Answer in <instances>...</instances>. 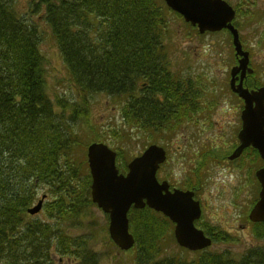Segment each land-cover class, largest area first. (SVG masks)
<instances>
[{
	"label": "trees",
	"instance_id": "trees-1",
	"mask_svg": "<svg viewBox=\"0 0 264 264\" xmlns=\"http://www.w3.org/2000/svg\"><path fill=\"white\" fill-rule=\"evenodd\" d=\"M35 7L78 95L75 100L50 96L40 48L44 32L36 20L21 15L15 0H0V264H53V256L72 253L81 257L80 264H99L91 252H80L85 237L68 234L82 228L85 208L92 204L86 148L100 140L86 133L82 138L71 125L84 118L77 111L80 100L91 109L103 94L115 101L125 125L133 121L153 132L179 128L203 114L209 102L202 104L205 91L192 78L170 68L168 14H177L163 0H38ZM236 10L253 22L250 10ZM235 24L245 27L238 17ZM246 83L261 85L252 79ZM41 188L47 195L46 219L27 221ZM134 213L139 216L132 218ZM129 218L137 264H264V245L240 256L206 250L190 262L180 256L161 260L162 241L171 236L162 216L145 208L132 210ZM163 230L166 237L160 235ZM254 233L264 241V224H256Z\"/></svg>",
	"mask_w": 264,
	"mask_h": 264
},
{
	"label": "rangeland",
	"instance_id": "rangeland-1",
	"mask_svg": "<svg viewBox=\"0 0 264 264\" xmlns=\"http://www.w3.org/2000/svg\"><path fill=\"white\" fill-rule=\"evenodd\" d=\"M34 1L15 0L21 15L36 20L40 30L44 32L40 48L47 60L48 92L54 100L60 97L75 100L78 93L71 84L59 47L51 36L49 27L38 18L41 10L36 12L38 0ZM229 1L236 9L243 12L250 10L253 14V22L250 24L246 14L242 13L238 17V21L245 26L240 31L239 39L242 50L249 54L248 65L253 73L251 76L249 74L247 80L252 79L264 85V0ZM163 2L167 5L165 0ZM168 15L170 35L165 42L171 58L170 68L189 76L197 88L205 91V101L202 104L206 105L208 101L206 108L210 110H205L190 121H183L178 129L174 127L171 132L168 128L154 129L156 132L144 131L133 121L130 125H125L115 101L100 94L95 97L91 109L80 100L77 111L84 118L71 122V125L81 132L82 138L85 133L92 134V137L100 138L94 142L108 144L117 153L116 162L120 173H126L128 164L152 144L163 147L167 159L157 172L158 180L168 181L172 187L184 185L183 188L186 181L195 180V196L201 201L203 209L198 228L211 227L219 234L218 238L224 233L232 236L230 242L225 237L224 241L213 243L211 251L218 255L230 251L232 255L239 256L250 248L264 245V241L255 237L254 227L247 219L248 212L258 197L259 184L254 172L262 166L261 159L250 150L246 152L250 147L243 148L238 157L231 159L234 153H238L241 145L238 133L242 124L240 115L243 104L230 90L231 70L239 59L235 57L236 50L229 31L201 33L198 26L186 23L179 14ZM239 81L237 79L235 84ZM212 92L215 100H212ZM212 101L216 102L212 105ZM79 157H83L81 147ZM84 159L86 160L85 157ZM42 191L43 188L38 190L34 205L43 194ZM55 198L57 200L59 194ZM48 199L52 201L54 197L49 195ZM138 216L134 213L132 218ZM39 218L46 219L43 210L35 216L26 214L27 221ZM50 223L53 224L51 221ZM163 223L162 221V226ZM60 225L65 226L64 223ZM108 226V215L92 203L85 208L82 228L70 230L68 234L72 238L85 237L80 252H91L97 257L99 264H137L136 245L128 252L121 251L111 240ZM165 228L171 236L167 238L164 230L161 232L160 235L166 237L162 244L166 245L162 246L159 259L175 260L177 258L174 257L180 256L183 262H190L204 252L194 253L182 249L177 240L172 238L174 226L169 224ZM130 232L134 234L131 229ZM159 236L154 241L158 242ZM77 256L75 253L62 258L53 256L52 260L53 264H80L81 260L78 259L81 257ZM159 259L157 256L155 260Z\"/></svg>",
	"mask_w": 264,
	"mask_h": 264
},
{
	"label": "water",
	"instance_id": "water-1",
	"mask_svg": "<svg viewBox=\"0 0 264 264\" xmlns=\"http://www.w3.org/2000/svg\"><path fill=\"white\" fill-rule=\"evenodd\" d=\"M167 5L179 13L186 22L198 26L201 33L228 29L233 36L238 65L232 68L231 90L243 100L241 130L238 138L241 142L238 157L243 148L253 147L264 162V87L248 89L243 79L252 69L248 67V52L242 50L238 30L232 25L231 11L227 19L221 13L226 11L214 2L217 0H165ZM227 6V5H226ZM240 79L238 84L235 81ZM89 170L92 177V200L105 213L110 215V236L122 250L134 245L129 232L127 214L132 206L143 209L146 206L162 212L176 224L174 235L181 246L190 250H201L211 244L203 231L195 227V221L201 216L200 202L193 199L194 192L169 190L167 182L160 184L156 179L159 165L165 161L163 148L152 145L128 166V173L119 174L116 167V153L103 143H93L87 150ZM261 189L259 199L249 213L252 222H264V164L256 171ZM42 207L40 201L28 210L36 214Z\"/></svg>",
	"mask_w": 264,
	"mask_h": 264
},
{
	"label": "bare ground",
	"instance_id": "bare-ground-1",
	"mask_svg": "<svg viewBox=\"0 0 264 264\" xmlns=\"http://www.w3.org/2000/svg\"><path fill=\"white\" fill-rule=\"evenodd\" d=\"M216 5H218L219 7L225 9L226 11H223L221 14L225 15L227 12V19L230 18L231 15V11L229 8H231V2L229 0H217L216 2H214ZM227 5V6H226ZM240 15L238 13H233L232 15V19H235L237 17H239ZM192 251V250H190Z\"/></svg>",
	"mask_w": 264,
	"mask_h": 264
},
{
	"label": "flooded vegetation",
	"instance_id": "flooded-vegetation-1",
	"mask_svg": "<svg viewBox=\"0 0 264 264\" xmlns=\"http://www.w3.org/2000/svg\"><path fill=\"white\" fill-rule=\"evenodd\" d=\"M169 183V182H168ZM169 185H170V183H169ZM170 188H171V185H170Z\"/></svg>",
	"mask_w": 264,
	"mask_h": 264
}]
</instances>
